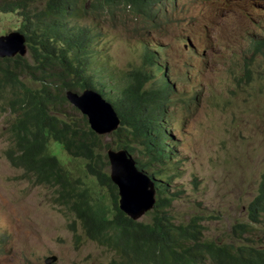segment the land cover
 Masks as SVG:
<instances>
[{
	"label": "rangeland",
	"instance_id": "obj_1",
	"mask_svg": "<svg viewBox=\"0 0 264 264\" xmlns=\"http://www.w3.org/2000/svg\"><path fill=\"white\" fill-rule=\"evenodd\" d=\"M218 1H175L173 10L171 0H158L149 9L151 16L133 15L128 6L127 13L118 12L113 18L88 9L85 17H71L67 23L86 27L92 34L90 69L95 80L108 86L106 99L121 89L125 72L142 63L146 50L156 53L162 71L154 67L153 74L156 79L164 75L172 85L164 117L170 160L156 166L160 172L167 169L157 179L167 182L174 174L167 186L177 196L166 211L176 223L200 216L203 237L227 243L233 242L232 224L248 220V203L264 166V0H256V7L249 9L242 7L243 0ZM233 1L239 9L227 15L222 10ZM46 2L32 0L30 10L43 9ZM0 16V35L19 30L22 18L17 13ZM252 39L262 40L259 51L251 47ZM25 57L31 60L29 53ZM249 72L256 77L251 83L235 79ZM38 77L26 73L22 80L28 87L40 88ZM11 90L6 88V96ZM53 106L52 114L82 123L83 115L68 101L57 109ZM1 111L0 103V264H46L48 256L56 257L50 264L109 262L114 252L88 239L79 225L80 238L75 240L68 226L70 215L52 201L53 188L21 178L24 169L10 165L4 151L13 144L7 128L14 114ZM100 136L104 143L114 139L112 133ZM51 148L64 154L53 143ZM137 150L131 153L136 160L141 158ZM145 171L150 176L157 169ZM260 219L250 234L252 244L264 243V213ZM137 220L149 222L151 214Z\"/></svg>",
	"mask_w": 264,
	"mask_h": 264
},
{
	"label": "trees",
	"instance_id": "obj_2",
	"mask_svg": "<svg viewBox=\"0 0 264 264\" xmlns=\"http://www.w3.org/2000/svg\"><path fill=\"white\" fill-rule=\"evenodd\" d=\"M175 1L171 0L173 10ZM157 2L47 0L43 9L31 11L32 0H0V11L17 13L22 18L19 30L26 36L31 57L0 58L1 112L14 114L7 128L13 144L4 155L10 165L24 169L21 178L54 189L52 201L71 216L68 226L76 241L80 238L79 225L88 239L114 252L108 263L98 264H200L205 260L211 264H264V243L249 242L253 224L259 223L264 213V191L260 187L248 203L250 222L236 221L231 226L233 242L205 239L200 216L193 214L186 223H176L167 213L177 196L170 194L167 186L174 174L168 175L167 182L157 179L158 173L167 169L160 172L156 166L170 160L164 117L172 85L164 76L155 78L153 68L162 71L155 52L146 50L142 63L125 72V84L107 99L121 119L110 143H104L89 128L85 116L79 124L51 113V104L57 109L68 101L59 91L89 87L108 95V86L95 80L90 69L89 30L72 28L67 19L84 16L88 9L113 18L118 12L127 13V6L133 15H146ZM26 73L31 77L38 73L41 87H28L21 80ZM252 78L256 77L251 72L245 77L235 76L242 84L251 83ZM6 88H14L11 96H6ZM51 143L64 154L54 152ZM109 148L130 153L137 150L141 158L135 162L140 169H157L150 175L156 186V201L148 212L149 222L131 219L119 210L117 187L106 171L105 151Z\"/></svg>",
	"mask_w": 264,
	"mask_h": 264
},
{
	"label": "water",
	"instance_id": "obj_3",
	"mask_svg": "<svg viewBox=\"0 0 264 264\" xmlns=\"http://www.w3.org/2000/svg\"><path fill=\"white\" fill-rule=\"evenodd\" d=\"M26 53V37L22 32L14 30L0 35V58L24 56ZM65 97L85 116L89 128L97 135L112 133L119 127L120 118L116 110L98 91L90 88L80 93L67 90ZM106 156L110 180L117 187L119 210L137 220L155 205V182L137 166L125 149L109 148ZM55 259V256H48L45 261L50 264Z\"/></svg>",
	"mask_w": 264,
	"mask_h": 264
},
{
	"label": "clouds",
	"instance_id": "obj_4",
	"mask_svg": "<svg viewBox=\"0 0 264 264\" xmlns=\"http://www.w3.org/2000/svg\"><path fill=\"white\" fill-rule=\"evenodd\" d=\"M178 1H181V0H176V3L178 2ZM209 2L210 3H212V4H220L219 3V1L218 0H209ZM242 7H244L245 9H249V8H255L256 7V0H243L242 1ZM128 8H129V6H128ZM175 8H176V5H175ZM219 9H220V6H219ZM218 9V10H219ZM238 9H239V3H237L236 1H233L232 2V4L230 5V7H229V9H227V10H222L223 12H227V15L228 14H230V13H232V12H236V11H238ZM217 11V10H216ZM216 11L214 12V15H215V13H216ZM8 13V12H3V11H0V13ZM149 12L150 13H147L148 15H152V12L149 10ZM88 13V12H87ZM87 13L84 15V16H71V17H77V18H83V17H85L86 15H87ZM150 15V16H151ZM213 15V16H214ZM101 16H104V15H101ZM71 17H69V18H71ZM89 17V16H88ZM0 19H1V16H0ZM194 22H196V16H194L193 17V19H192V23L194 24ZM253 22V21H252ZM205 23H210L208 20H207V22H205ZM253 25L255 26V27H258V23H256V22H253ZM262 27L263 26H260L259 28L260 29H262ZM73 28V27H72ZM83 28H86V27H83ZM89 30V29H88ZM18 31H20V30H18ZM21 32V31H20ZM90 32V31H89ZM23 33V32H22ZM24 34V33H23ZM91 34V33H90ZM25 35V34H24ZM91 36H92V34H91ZM26 37V36H25ZM27 40V39H26ZM261 44H262V40H260V39H252L251 40V47L253 48V50H256V51H259L260 50V48H261ZM26 45H27V41H26ZM91 49H92V53H91V57H90V61H89V65L91 64V60H92V57H93V54H94V47H93V36H92V40H91ZM27 53H28V48H27ZM26 53V54H27ZM26 54L24 55V57L26 56ZM5 58V57H4ZM164 76V75H163ZM160 79V78H159ZM21 80H22V76H21ZM23 81V80H22ZM85 88H89V87H85ZM85 88H83V89H85ZM83 89H80V91H76L75 90V92H77V93H80ZM90 89H93V88H90ZM68 90H71V89H68ZM93 90H95V89H93ZM67 91V90H66ZM66 91L64 92V95H65V93H66ZM72 91H74V90H72ZM97 91V90H96ZM99 92V91H98ZM100 93V92H99ZM101 94V93H100ZM102 95V94H101ZM103 96V95H102ZM104 97V96H103ZM105 98V97H104ZM106 99V98H105ZM107 100V99H106ZM110 102V101H109ZM119 116V115H118ZM120 118V117H119ZM120 122H121V119H120ZM169 137H170V135H169ZM168 137V138H169ZM167 142H168V140H167ZM127 153L132 157V154L130 153V152H128L127 151ZM5 156V155H4ZM6 158V157H5ZM7 159V158H6ZM10 163V162H9ZM12 166V165H11ZM13 167V166H12ZM263 170H264V166H263V169H262V171H261V173H260V178H259V180H258V187H260V189L262 190V191H264V178L262 177V172H263ZM146 172V171H145ZM257 187V188H258ZM257 192V191H256ZM247 218H248V220L247 221H245L246 223H248V222H250V220H249V217H248V214H247ZM254 225V224H253ZM56 260V259H55ZM54 260V261H55ZM53 261V262H54ZM103 263V262H102ZM108 263V262H107ZM47 264V263H46Z\"/></svg>",
	"mask_w": 264,
	"mask_h": 264
}]
</instances>
